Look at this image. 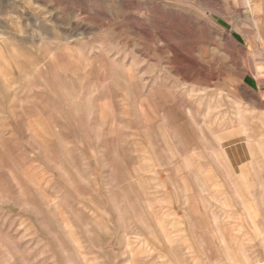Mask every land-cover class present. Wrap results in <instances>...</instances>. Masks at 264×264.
Returning a JSON list of instances; mask_svg holds the SVG:
<instances>
[{"label": "rangeland", "instance_id": "obj_1", "mask_svg": "<svg viewBox=\"0 0 264 264\" xmlns=\"http://www.w3.org/2000/svg\"><path fill=\"white\" fill-rule=\"evenodd\" d=\"M243 3L0 0V264H264Z\"/></svg>", "mask_w": 264, "mask_h": 264}, {"label": "crops", "instance_id": "obj_2", "mask_svg": "<svg viewBox=\"0 0 264 264\" xmlns=\"http://www.w3.org/2000/svg\"><path fill=\"white\" fill-rule=\"evenodd\" d=\"M244 9L248 13V20L256 19V22L260 21V18L264 17V0H243ZM259 23L256 30H250L247 34L243 28L234 30L232 36L236 42L247 48L257 57V71H256V86L259 93L262 96L264 103V28H260ZM244 40V41H243ZM229 163L232 164V157L230 152L226 150Z\"/></svg>", "mask_w": 264, "mask_h": 264}]
</instances>
